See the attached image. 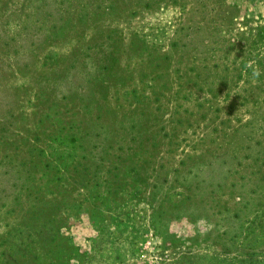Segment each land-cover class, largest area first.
Instances as JSON below:
<instances>
[{
  "label": "rangeland",
  "instance_id": "rangeland-1",
  "mask_svg": "<svg viewBox=\"0 0 264 264\" xmlns=\"http://www.w3.org/2000/svg\"><path fill=\"white\" fill-rule=\"evenodd\" d=\"M0 264H264V0H0Z\"/></svg>",
  "mask_w": 264,
  "mask_h": 264
}]
</instances>
